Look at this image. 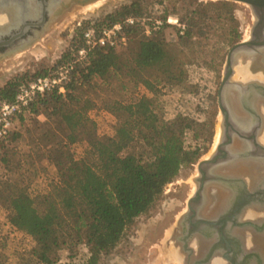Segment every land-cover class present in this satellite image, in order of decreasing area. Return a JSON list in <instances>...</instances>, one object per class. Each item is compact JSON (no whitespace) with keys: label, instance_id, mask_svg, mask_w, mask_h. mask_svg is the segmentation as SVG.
<instances>
[{"label":"trees","instance_id":"16d2710c","mask_svg":"<svg viewBox=\"0 0 264 264\" xmlns=\"http://www.w3.org/2000/svg\"><path fill=\"white\" fill-rule=\"evenodd\" d=\"M140 13L141 0H131L100 21L78 24L70 47L51 68L71 63L65 92L37 93L0 138V148L5 151L4 143L20 136L15 126L26 119L40 123L39 115L46 122L53 121L55 126V130L44 127L39 136L42 154L56 169V178L48 190L32 197L21 181L12 182L6 177L0 182V207L7 211L5 223L33 239L29 256L36 263L54 264L57 251L65 244L83 243L87 246V264H96L100 254L109 252L119 242L134 219L153 206L180 167L199 154V146L192 149L183 144L187 123L159 120L149 96L142 95L133 102L107 103L117 118V126L114 134L104 139L96 136L94 124L87 116L93 101L85 90L97 81L104 83L122 74L135 85L154 91L161 75L170 82L181 80L183 70L170 55L164 39L142 36L135 25L123 26V33L132 45L126 42L115 48L96 46L77 59L87 26L98 29ZM49 71L9 79L0 86V99L11 100L22 82ZM182 121L181 118L178 122ZM78 140H85L95 153L94 165L72 156L69 147ZM0 162L9 164L7 152L0 156Z\"/></svg>","mask_w":264,"mask_h":264},{"label":"rangeland","instance_id":"374dc122","mask_svg":"<svg viewBox=\"0 0 264 264\" xmlns=\"http://www.w3.org/2000/svg\"><path fill=\"white\" fill-rule=\"evenodd\" d=\"M130 1L93 0L86 4H72L51 21L46 31L31 45L0 58V86L15 76L51 70L56 60L70 47L78 24L100 21L107 13ZM209 2L215 3L210 5ZM228 2L225 5L217 0H164L162 3L141 0V13L134 17L131 25H135L142 36L154 35L164 39L170 55L183 70L181 80L170 82L158 74L161 75L160 80L155 90L150 91L121 74L107 82L97 81L86 87L87 96L93 101L87 116L94 124L97 137L112 136L117 126V118L107 103L133 102L146 95L152 98L159 120L187 123L182 135L186 148L200 147L192 162L183 164L172 181L164 186L153 206L134 219L119 242L109 252L100 254L96 264L177 263L174 255L179 251L172 231L196 188L198 162L211 154L222 134L217 90L226 55L233 44L248 38L254 22L247 4ZM202 11L205 12L201 14ZM1 19L5 21L7 16L2 15ZM126 42L127 45L133 44ZM248 65L238 60L233 67L232 79L241 80V75L249 74L251 68ZM181 118L184 121L178 122ZM38 120L40 123L26 119L16 125L15 132L20 136L15 141L5 142V151L0 148V156L7 152L9 158L7 166L0 162V182L6 177L12 182L21 181L32 197L46 192L56 178V169L42 154L39 138L44 127L55 130V126L53 121L46 122L43 115H39ZM69 150L76 160L86 159L92 165L96 163V155L85 140L74 142ZM6 215V209L0 207V264H22L26 261L40 264L29 256V250L34 246L33 239L26 233L8 228ZM86 248L83 243L65 244L57 251L54 264H87Z\"/></svg>","mask_w":264,"mask_h":264},{"label":"flooded vegetation","instance_id":"af4514ba","mask_svg":"<svg viewBox=\"0 0 264 264\" xmlns=\"http://www.w3.org/2000/svg\"><path fill=\"white\" fill-rule=\"evenodd\" d=\"M89 1L0 0V16H7V19L3 22L4 24H0V26H4L0 27V58L31 45L46 31L50 22L58 18L72 4ZM248 64V67L251 68L250 73L246 74V77L241 80H237L243 83V91L240 109L235 114L232 113L234 117L240 115V112L243 116L237 120L239 125L232 119L229 121L228 135L230 139L225 145L227 156L224 167L225 181L214 182L210 185L209 193L210 195L214 194V197L210 199L205 196V200H201L205 203L203 208L207 209L208 207V212H211L208 219L215 222H219L226 214V211H221L217 215H212L214 211L224 206L223 202L227 201L226 193L221 191L225 188L223 185L228 187L229 190H233L236 195H241L243 188L240 179H245L242 171L248 166H251V169L253 168L250 162L251 158H248L250 163H246V158L247 156L251 157L250 155L255 152V141L264 145V64L257 62L255 68L250 62ZM255 179H257V176H255ZM243 211H249L247 217L253 215L264 217V209L256 210L254 214V210L249 209V207L241 210L242 213H239L240 215L236 217L244 218ZM185 217L183 222V225H185H177V229L175 226L172 231V236L176 242L175 247L179 251V258H181L179 259L180 264H264L262 254L253 249L238 244L226 247L220 239L221 234L216 229L218 226H199L197 224L201 217L190 218L189 215ZM194 226L197 230L189 233ZM223 236L226 239L231 238L227 226L223 228ZM216 242L218 245L213 247ZM252 251L255 254L248 255Z\"/></svg>","mask_w":264,"mask_h":264},{"label":"water","instance_id":"95a60500","mask_svg":"<svg viewBox=\"0 0 264 264\" xmlns=\"http://www.w3.org/2000/svg\"><path fill=\"white\" fill-rule=\"evenodd\" d=\"M234 2H242L247 4L254 16V22L250 28V33L248 38L243 39L235 44H233L226 55L225 65L223 69L222 78L217 90V103L222 116L221 127L222 134L220 140L214 150L209 156L201 159L197 164L198 176L195 178L196 188L191 196L188 198L186 203V210L178 221L177 225H183L185 216L189 215L190 218L201 217L198 220L197 225H209L218 226V232L221 241H223L226 247H230L233 244H238L239 246H244L246 248L253 249L257 253H261L264 261V217H247V213L250 211H243L244 218L236 217L240 215L241 210L249 207V209L256 210L264 209V172L257 176L260 167L262 165L264 168V145L255 141V152L247 155L246 163L252 165L248 166L242 171L245 179H240L243 191L241 195H236L233 190H229L228 187L223 185V192L226 193L227 201L225 205L217 210L212 211V215H217L221 211H226L223 219L219 222L211 221L208 217L211 215L207 209L203 208L204 204L202 200V194L206 195L210 199L213 195H210V185L214 182L225 181V164L227 160L225 145L229 142L228 127L229 121L231 120V114L227 103L228 93L232 89H237L238 91H243V83L241 81L233 80L232 76L234 73V65L238 60H243L245 63H251L255 68L258 63L264 64V0H226ZM242 94V93H241ZM241 104V96L239 98V108ZM248 158L251 160L249 162ZM243 177V178H244ZM218 191V190H217ZM252 212V211H250ZM253 213V212H252ZM231 223V224H230ZM231 235L230 239H226L223 236V228L226 227ZM220 227V228H219ZM179 229V228H178ZM197 230L194 226L190 232ZM220 241V243H221ZM217 242L213 244L215 247ZM252 251L248 255H253L255 252Z\"/></svg>","mask_w":264,"mask_h":264},{"label":"built area","instance_id":"2783aa9c","mask_svg":"<svg viewBox=\"0 0 264 264\" xmlns=\"http://www.w3.org/2000/svg\"><path fill=\"white\" fill-rule=\"evenodd\" d=\"M134 21L135 18L130 16L123 21L98 29L93 25L87 26L83 30L84 44L76 53L77 59H82L90 49L96 46L115 48L125 45L127 39L123 33V26L131 25ZM70 68L71 63L60 64L46 74L22 82L11 100L0 99V138L7 134L14 117L22 112L37 93L56 90L63 94Z\"/></svg>","mask_w":264,"mask_h":264},{"label":"bare ground","instance_id":"6f19581e","mask_svg":"<svg viewBox=\"0 0 264 264\" xmlns=\"http://www.w3.org/2000/svg\"><path fill=\"white\" fill-rule=\"evenodd\" d=\"M91 1H93V0H90L89 2H91ZM95 1V0H94ZM86 3H88V2H86ZM85 3V4H86ZM3 14V13H2ZM8 14V13H7ZM6 16V15H5ZM9 16V15H8ZM11 16H12V18L14 19V16H13V14L11 13ZM11 18V19H12ZM12 19V20H13ZM3 19H1L0 20V24H2L3 23ZM4 24V23H3ZM2 24V25H3ZM1 25V26H2ZM0 26V27H1ZM2 27H4V26H2ZM243 64V63H242ZM242 73V72H241ZM243 74V73H242ZM243 78L244 77H246L245 75H241ZM248 76V75H247ZM242 92L241 91H238L237 89H232V90H230L229 91V93H228V98H227V103H228V107H229V110H230V114H231V119L233 120V121H235V122H237V124H238V119L241 117L242 118V113L240 112V115L238 114V115H236L235 117H234V115H233V113L235 114V112L236 111H238L240 108H239V98H240V96L242 95L241 94ZM233 112V113H232ZM239 125V124H238ZM245 125V124H244ZM242 126V125H241ZM220 134V133H219ZM220 137H221V135L218 137V142H219V140H220ZM218 142H216V144H218ZM215 144V145H216ZM258 167H260V170H259V172H258V174H257V177L259 176V175H261V173H263L264 172V168L262 167V165H258ZM205 196L206 195H204V194H202V200H205ZM204 203V202H203ZM225 203L226 202H223V204L225 205ZM254 216V215H253ZM252 216V217H253ZM264 241V240H263ZM177 253V252H176ZM174 257H175V259H176V261H175V263L177 262H180V260L179 259H181V258H179L180 257V255L178 254H175L174 255ZM176 263V264H177ZM179 264V263H178Z\"/></svg>","mask_w":264,"mask_h":264}]
</instances>
